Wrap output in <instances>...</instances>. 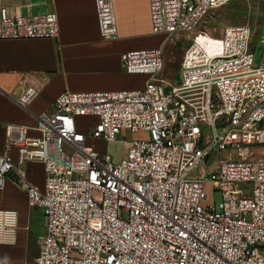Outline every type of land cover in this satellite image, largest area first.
<instances>
[{
  "label": "built area",
  "instance_id": "2783aa9c",
  "mask_svg": "<svg viewBox=\"0 0 264 264\" xmlns=\"http://www.w3.org/2000/svg\"><path fill=\"white\" fill-rule=\"evenodd\" d=\"M233 1L149 0L152 32H192ZM95 4L101 36L117 39L114 0ZM59 34L56 13L0 7V40ZM253 40L249 25L226 26L219 50L193 37L178 84L162 76L164 46L129 51L125 71L150 77L143 90L65 92L39 115L38 137L8 128L0 190L14 179L45 218L33 264H264V62L255 67ZM38 95L30 86L19 103ZM123 132L141 138L120 163L90 142ZM12 147L20 164H44L43 188ZM19 230V212L0 209V244H15Z\"/></svg>",
  "mask_w": 264,
  "mask_h": 264
},
{
  "label": "crops",
  "instance_id": "0c3cea01",
  "mask_svg": "<svg viewBox=\"0 0 264 264\" xmlns=\"http://www.w3.org/2000/svg\"><path fill=\"white\" fill-rule=\"evenodd\" d=\"M114 4L119 35L117 39L106 40L100 33L95 0H0V7L23 17L56 13L60 27L55 39L0 40V153L10 145L11 125L25 126L30 136L38 137L39 115L49 111L62 93L146 87L150 77L127 73L122 55L133 50L161 48L167 37L152 32L149 0H114ZM30 86L38 87L39 95L25 108L19 101ZM10 154L29 180L43 188L44 164H20L17 147H12ZM0 209L20 214L18 240L15 244H0V264H29L32 209L14 179L0 190ZM40 216L42 240L46 225L43 213ZM36 244L40 251V243Z\"/></svg>",
  "mask_w": 264,
  "mask_h": 264
},
{
  "label": "rangeland",
  "instance_id": "374dc122",
  "mask_svg": "<svg viewBox=\"0 0 264 264\" xmlns=\"http://www.w3.org/2000/svg\"><path fill=\"white\" fill-rule=\"evenodd\" d=\"M228 25H249L254 33L253 52L255 54V67H259L264 62V0L255 1H235L230 4L212 11L201 23V25L192 32H182L173 38H167L163 44L165 56V69L163 78L178 84L182 77V61L186 49L191 43L193 37H200L205 40L213 49L219 50L223 37L224 28ZM88 121L89 119H82ZM92 124L93 120L89 121ZM88 122V123H89ZM88 129V127H86ZM85 130V128H84ZM86 131V130H85ZM141 138L140 134L130 132L118 135L117 141L91 140L97 149L111 156L115 163H120L127 157L130 143ZM212 199L219 208L221 203V193L215 191L212 193ZM24 200L20 203L23 205ZM31 211V222L29 224L30 232L28 233L30 243V261L39 252V246L36 242L41 241L42 227L40 224L41 209L34 208Z\"/></svg>",
  "mask_w": 264,
  "mask_h": 264
},
{
  "label": "trees",
  "instance_id": "16d2710c",
  "mask_svg": "<svg viewBox=\"0 0 264 264\" xmlns=\"http://www.w3.org/2000/svg\"><path fill=\"white\" fill-rule=\"evenodd\" d=\"M238 1V0H237ZM242 1V0H241ZM233 2H235V1H233Z\"/></svg>",
  "mask_w": 264,
  "mask_h": 264
}]
</instances>
